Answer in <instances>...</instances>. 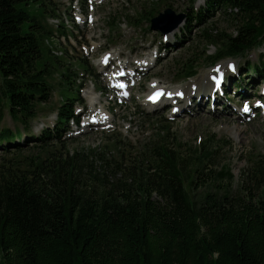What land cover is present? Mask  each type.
Returning a JSON list of instances; mask_svg holds the SVG:
<instances>
[{
  "label": "trees",
  "instance_id": "obj_1",
  "mask_svg": "<svg viewBox=\"0 0 264 264\" xmlns=\"http://www.w3.org/2000/svg\"><path fill=\"white\" fill-rule=\"evenodd\" d=\"M32 4L42 11L31 14ZM49 5L0 0V149L60 146L58 154L34 156L29 170H0V264H264V154L250 155L235 177L229 166H218L214 135L192 147L168 128L130 149L108 150L110 159L98 148L61 150L70 120L79 123L74 105L82 98L80 85L73 87L77 72L46 43L55 35L45 17L56 15ZM218 11L237 20L233 34L208 30L207 19ZM158 13L152 8L147 21ZM185 15L188 32L206 23L198 37L214 47L206 54L211 65L264 45V0H204ZM196 60L189 59L183 77L195 75ZM59 68L58 85L74 96L56 108L52 126L32 135ZM239 79H230L233 87ZM5 111L18 125L14 131L1 127Z\"/></svg>",
  "mask_w": 264,
  "mask_h": 264
},
{
  "label": "rangeland",
  "instance_id": "obj_2",
  "mask_svg": "<svg viewBox=\"0 0 264 264\" xmlns=\"http://www.w3.org/2000/svg\"><path fill=\"white\" fill-rule=\"evenodd\" d=\"M51 2L54 5H49L50 9L55 14L56 11L60 14L65 27L67 28L68 24L72 32L70 37H58V41H50L49 44L60 51L57 53L61 56V64L77 72L75 80L78 81H75L73 87L77 88V85L81 84L79 95L82 98L74 105L79 125H72L65 131L66 146L61 150L86 152L98 148L106 150V158L110 159L112 153L108 150H116L117 146L124 150L130 149L139 145L144 138H154L157 128H168L187 146L192 147H196L198 141L214 135V139H218L221 146V149H218V166H229L235 177L239 175L250 155L264 154V96L261 94L264 87V66L260 72L251 68L264 62V45L255 47L242 58H225L211 65V62L206 60V54H212L214 47L205 46L198 37L200 29L207 27L206 23L192 27L189 32L182 24L169 33L167 40L162 39L160 32L149 29L150 22L147 18L152 8L162 12L170 7L175 13L188 10L190 13L203 5L204 0H197L193 6L189 0H101L92 9L91 14L95 20L92 23L85 21L84 24L73 18L74 10L85 6L84 0ZM28 10L31 14L39 13L42 7L32 4ZM45 17L48 24L56 23L53 21L56 17ZM207 20L208 30L214 33L221 31L233 34L235 31L237 20L223 11L216 12ZM191 23L193 24V21ZM106 51L115 55L110 64L105 66L104 74L108 76L104 78L101 74L97 76L96 72L101 68L97 61ZM42 52L45 59L54 64L45 46L42 47ZM193 57L197 58L191 63L196 73L187 79L183 76L189 59ZM116 60L118 62H115ZM146 60H155V63L142 69L143 73L136 71V61ZM230 65H233L231 67L235 70L229 69ZM119 70L125 73L134 71L132 74H125L133 77L134 83L126 81L122 76L113 78ZM61 71L62 68L57 69L52 78L54 91L51 100L40 105L38 116L28 130L32 135H39L45 125L52 126L56 108L66 98L74 96V92L58 85ZM211 73H217L218 76L221 73L225 78L228 77L227 81L234 77L240 78L239 88L234 89L229 82L227 92L226 88L224 92L214 89V85L209 81ZM202 78L207 85L202 84L200 91L196 90L195 85H200L197 81ZM112 79L127 86L125 96L119 95L120 89L112 87ZM155 83L163 86L170 95L163 99L165 102L156 99L154 104L146 103L145 100L150 94L147 92L157 86ZM178 89L186 95L182 101L175 104V110V105H171L173 100L170 96L175 95L174 90ZM199 92L202 94L200 97ZM242 94L246 95L243 100L240 99ZM211 96L215 97L213 105ZM91 97H94L93 100ZM197 97L198 105H194ZM256 100L260 103L251 110L249 106ZM98 102H101L110 114V121H103L104 124H97L101 120L98 119ZM245 104L248 105L249 111L242 113ZM138 110L145 111L147 116L137 114ZM1 127L14 131L18 125L5 111ZM19 130L24 132L21 127ZM38 145L34 142H22L19 149L11 148L9 152L0 149V170H4V166L29 170L27 168L34 156L44 159L48 151L58 154L60 150L58 144L45 147ZM83 157L85 160L86 157ZM96 163L98 165L99 160L94 162L95 165Z\"/></svg>",
  "mask_w": 264,
  "mask_h": 264
},
{
  "label": "water",
  "instance_id": "obj_3",
  "mask_svg": "<svg viewBox=\"0 0 264 264\" xmlns=\"http://www.w3.org/2000/svg\"><path fill=\"white\" fill-rule=\"evenodd\" d=\"M185 17L184 12L175 13L170 7H167L150 19V29L165 35L181 25L185 21Z\"/></svg>",
  "mask_w": 264,
  "mask_h": 264
},
{
  "label": "bare ground",
  "instance_id": "obj_4",
  "mask_svg": "<svg viewBox=\"0 0 264 264\" xmlns=\"http://www.w3.org/2000/svg\"><path fill=\"white\" fill-rule=\"evenodd\" d=\"M56 21V20H55ZM148 62H142V67L143 66H145L146 64H147ZM114 82H116L115 80H113V83ZM197 82H199L200 83V85H195V88H196V90L198 89L199 91H200V89L202 88L201 87V85L202 84H204V85H207V83H204L203 82V78L202 79H200L199 81H197ZM196 82V83H197ZM195 83V84H196ZM153 85V84H152ZM154 85H158L157 83H155ZM156 89V88H155ZM155 89H154V91H155ZM158 89H161V88H158ZM157 90V89H156ZM175 91V95H172V96H170V98L172 99V100H174L175 101V103H177V102H179L180 101V99H182V98H184L185 96L184 95H180L179 94V96H178V93L180 92H183L184 93V91H182L181 89H178V90H174ZM148 94L150 93V91H148L147 92ZM200 94H201V92H199ZM170 94H167V92L165 93V92H163V94L161 95V98L159 99L160 101H163V102H165L166 100H163V98L165 97V96H169ZM200 96H202V94L201 95H199V97ZM199 97H197V98H195V100H196V102H195V104L194 105H198L197 103V101H198V99H199ZM155 98V97H154ZM153 97H150V98H148V99H146L145 101L148 103V102H150L151 100H153L154 99ZM167 99V98H166ZM93 100V99H92ZM99 103V102H98ZM98 105H100V110L97 112L98 113V115L100 116L98 119H101L100 121H98V123L97 124H104L105 122H103V121H106V122H108V121H110V114H109V112L105 109V108H103V105L101 104V102L98 104ZM183 109V108H182ZM213 109V108H212ZM98 110V109H97ZM242 113H244V112H242ZM234 129V128H233ZM235 132H237V131H235Z\"/></svg>",
  "mask_w": 264,
  "mask_h": 264
},
{
  "label": "snow or ice",
  "instance_id": "obj_5",
  "mask_svg": "<svg viewBox=\"0 0 264 264\" xmlns=\"http://www.w3.org/2000/svg\"><path fill=\"white\" fill-rule=\"evenodd\" d=\"M257 103H260V102L258 101ZM244 108H245V111L249 110V108H248V105H247V104H245Z\"/></svg>",
  "mask_w": 264,
  "mask_h": 264
}]
</instances>
